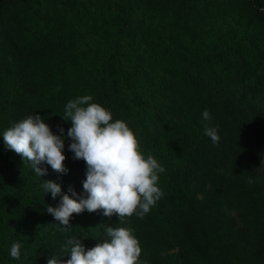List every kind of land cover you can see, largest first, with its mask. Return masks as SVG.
I'll return each mask as SVG.
<instances>
[{"label": "trees", "instance_id": "trees-1", "mask_svg": "<svg viewBox=\"0 0 264 264\" xmlns=\"http://www.w3.org/2000/svg\"><path fill=\"white\" fill-rule=\"evenodd\" d=\"M82 95L126 121L165 168L164 196L142 219L84 211L61 231L46 212L60 197L41 185L83 194L71 140L68 172L42 164V177L4 143L36 113L66 137L60 115ZM262 161L264 0H0V264H46L73 236L91 248L106 226L134 229L142 264H264Z\"/></svg>", "mask_w": 264, "mask_h": 264}, {"label": "clouds", "instance_id": "clouds-1", "mask_svg": "<svg viewBox=\"0 0 264 264\" xmlns=\"http://www.w3.org/2000/svg\"><path fill=\"white\" fill-rule=\"evenodd\" d=\"M60 116L71 122L66 137L63 126L57 125L60 134H55L37 113L13 122L2 134L7 149L28 162L39 177L48 171L42 164L59 174L68 172L63 151L66 138L71 140L68 150L73 153V159L85 162L83 194L70 185L61 195V185L54 180H44L41 185L45 195L51 193L52 199L60 197L57 206L46 207V212L63 226L60 230L67 231L73 214L84 211H102L109 220L115 215L120 224L133 215L142 219L148 214L164 196L158 182L165 168L151 152L145 154L141 150L128 123L113 119L112 112L93 102L91 95L68 100ZM202 118L211 119L207 109L202 112ZM204 134L214 144L220 140L216 128L205 127ZM104 232L106 238L91 248H86L81 239L68 238L62 246L63 254H50L46 264H142V248L134 229L106 226ZM9 254L19 260L21 244L14 242ZM64 256L69 258L62 259Z\"/></svg>", "mask_w": 264, "mask_h": 264}]
</instances>
